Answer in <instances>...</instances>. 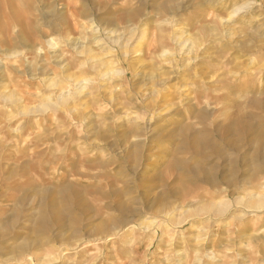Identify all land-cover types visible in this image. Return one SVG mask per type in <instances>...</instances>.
Returning <instances> with one entry per match:
<instances>
[{"label":"rangeland","instance_id":"obj_1","mask_svg":"<svg viewBox=\"0 0 264 264\" xmlns=\"http://www.w3.org/2000/svg\"><path fill=\"white\" fill-rule=\"evenodd\" d=\"M248 3L250 15L226 39L215 20ZM263 24L264 0H0V264H264V211L238 219L247 213L240 202L264 195V166L255 164L264 158V141L236 134L229 146L212 125L244 119L264 133V113L253 105L264 102V79L240 68L250 49L259 51L250 36L264 39ZM104 29L144 36L135 44L142 56L123 62L121 51L95 40L106 38ZM217 33L222 42L214 45ZM171 35L189 39L193 54L179 52ZM76 42L91 49L89 56ZM164 51L172 62L160 57ZM256 52L259 68L264 51ZM202 55L215 64L192 61ZM102 61L127 71L105 83L107 92L91 69ZM238 68L242 77L232 83ZM66 75L89 81L69 101L74 121L48 106L59 98L52 81L67 86ZM161 79L166 91L145 101L142 94ZM166 99L183 122L165 115L155 132L137 134L146 147H136L126 132L137 133V125L126 128L118 118L136 111L145 126L149 104ZM204 103L212 122L203 118ZM40 107L44 113L25 115ZM199 134L202 145L193 140ZM178 162L186 170L170 167ZM223 203L231 205L223 216L200 210ZM173 211L171 220L164 216Z\"/></svg>","mask_w":264,"mask_h":264},{"label":"bare ground","instance_id":"obj_2","mask_svg":"<svg viewBox=\"0 0 264 264\" xmlns=\"http://www.w3.org/2000/svg\"><path fill=\"white\" fill-rule=\"evenodd\" d=\"M211 2H214V0H209ZM220 5V4H219ZM251 3H248V4H245V5H242L240 7H236L232 12H230V15L227 17V18H221L219 19L218 21L215 20L216 17H215V21L218 23V26L219 28L221 27V29L223 30L224 34L226 35V39L230 38V37H233V36H236V29L235 27L237 28V24H239L240 22H243L245 17L248 15H250L251 13V10L253 9L251 7ZM213 7V6H212ZM219 7V6H218ZM246 20V19H245ZM93 21V20H92ZM236 22V23H235ZM235 23V24H233ZM264 25V24H263ZM219 28H216L214 30V32H217L219 31ZM242 29V28H241ZM240 29V30H241ZM244 29V28H243ZM246 30V29H245ZM99 32V30H97V32H95L96 34ZM104 33H106V38L105 39H101L97 40L98 42H105L104 45H107L108 47H110L112 49L111 46H113L114 48H117L118 51H121L122 52V56L121 58L123 59V62H126L128 61V59L130 58V56L132 54H135L136 57H141L142 56V50L140 49V47L138 45H135L137 42H139L141 40V38H143L144 36H140V34H131V37L126 39L125 36L121 35V34H117L118 33V30H109V29H104ZM221 34V33H220ZM133 38V39H132ZM214 40H213V43L214 45L216 44L217 41L219 42H222V38L218 36V33L217 35L214 36ZM168 40L172 41V43L179 49V52H184L185 53H188V55H190L192 53V51L195 49L194 48V45L193 44H190L189 46V43H190V40L189 39H184L182 37H177V35H171L168 37ZM250 40H252L254 42V46H257L259 51H264V39L263 38H255L253 35L250 36ZM124 41L125 44H122L121 42ZM49 46L53 49L55 48L56 45H54L53 41H49L48 42ZM47 44V45H48ZM135 45V46H133ZM48 46V47H49ZM75 46V49L78 48L79 50L81 49V47H83L80 51H79V54L81 56H86L88 54H90L89 52H91L90 50L91 49H87V47L85 46H82V44L80 43H75L74 44ZM202 46L201 44H199V47ZM205 46V45H203ZM157 44H152L149 49H148V54L151 56H153L155 54V50H157ZM190 48V49H189ZM105 49V48H104ZM202 49V48H200ZM255 50H257L256 47H254V49H250L249 50V54L250 56L252 57H248V59L244 62V64L242 63V67L240 68H243L246 70V74L249 73L251 74V76H256V74L258 75L256 78H259V79H264V64L262 67H254V64L258 61L256 58H254V53L256 52ZM257 51L256 54L259 52ZM242 53H245V51L241 50ZM56 53V52H55ZM193 54V53H192ZM112 55V53L110 54ZM110 55H107L109 56L110 58H112ZM89 56V55H88ZM91 56H93L91 54ZM133 56V55H132ZM204 56V57H203ZM164 61H169V62H172V58H173V55L168 52V51H164L161 56H160ZM97 57H89L90 61L92 60V62L96 61ZM202 58L203 61L205 60H208L209 64H211L213 66V64H215V61L213 62V58L212 57H207L206 55H202L201 57L199 58H194L192 59V61L196 62L198 59ZM88 59V58H87ZM86 59V60H87ZM88 59V60H89ZM201 59V60H202ZM263 59V58H262ZM87 62H90L88 61ZM113 60V59H112ZM220 60V59H219ZM257 60V61H256ZM105 63V64H104ZM100 62V64L98 63L97 65V62H96V65H93L91 64V69H93L96 73V76L98 78V82L100 84V89H106L107 86L109 85H105V83L107 82V84H110L114 78H122V79H125L126 76H127V71H125V69H123L121 66H108L107 67V63L106 62ZM113 63V62H112ZM115 63V62H114ZM113 63V64H114ZM61 64V63H59ZM104 64V65H103ZM258 64H260L258 62ZM257 64V66H258ZM101 65V66H99ZM189 64L183 66V68H187ZM200 64H198L199 66ZM202 65V63H201ZM208 65V64H207ZM205 66V65H204ZM2 67V66H1ZM206 67V66H205ZM216 67V66H215ZM207 68V67H206ZM240 68H238V70L236 69L233 73H232V79H231V82L234 83L235 81H237L240 77H242V72H240ZM255 68H257L255 70ZM137 69V68H136ZM203 69V68H202ZM242 69V70H243ZM209 70V68H208ZM185 71V69H184ZM203 71V70H202ZM257 71V72H256ZM136 72V70H135ZM137 73V72H136ZM139 74V73H138ZM169 74L171 75H177V73H174L173 74L170 72ZM203 76H199L201 77H204V73H202ZM201 74V75H202ZM140 75H143V74H140ZM208 75V74H207ZM206 73H205V77L207 76ZM147 77V76H146ZM154 78V77H153ZM253 78V77H252ZM145 79V78H144ZM143 79V81H144ZM147 79V78H146ZM159 79V78H158ZM205 79V78H204ZM210 79V78H209ZM65 82L67 83V86H64L61 81H52V84H51V87L55 90H58V93H59V98H58V103L56 105H48L49 107L51 108H54L56 110H58L59 113H61V115H69L71 118H73V121L76 120L74 119L75 115H77V108L75 106H72L71 107V104H69V101L72 99L73 96H80V94H82L84 91H86V87L83 86V84H87L89 81H82L80 79H78L77 77L75 76H68L66 75L65 76ZM163 82L161 83H158L157 87L154 91H145L142 96L145 97L144 100L145 101H149V100H154L156 98H158L160 96L161 93H164L166 90H163L164 87H166V83H167V80H163L161 79ZM160 80V81H161ZM207 80V79H205ZM249 81V80H248ZM230 82V84H231ZM227 85H228V82H226ZM252 83V82H251ZM50 84V83H49ZM222 84V83H221ZM147 85V84H146ZM246 85V83H245ZM250 85V84H249ZM115 86V85H114ZM218 86V85H217ZM251 86V85H250ZM146 87V86H145ZM215 87V86H214ZM221 87V86H219ZM249 87V86H248ZM74 89V92H72V89ZM112 88V87H111ZM213 88V86H212ZM231 88V87H230ZM138 89V88H137ZM147 89V88H146ZM110 89L107 88L105 91H109ZM114 90V89H113ZM255 90V88H254ZM257 90V89H256ZM112 91V90H111ZM116 91V89H115ZM259 91V90H258ZM106 92H103V93H106ZM117 92V91H116ZM114 94V93H113ZM13 95V94H12ZM115 95V94H114ZM232 95V94H230ZM184 96V95H182ZM186 96V95H185ZM184 96V97H185ZM188 97V95H187ZM227 97V96H226ZM230 97V96H229ZM114 98H116V95L114 96ZM118 98V97H117ZM22 99V98H21ZM182 99V98H180ZM223 99V98H222ZM194 100V104L198 105L200 103V98H198V95H196V97L193 99ZM110 102H112V99H109ZM167 101H169L168 99H166L165 101L162 102V105H154L153 108L150 107V104H149V108L151 109V112H152V115L150 118H147L148 119V122H147V125L143 126V122L144 120H142L141 118V115H138V113H135L133 112V114H125V115H122L121 117L118 118V121L124 123V127H130L134 124L137 125V133L136 132H133V133H130L129 131L126 132V135L128 136V139L134 137L135 141H136V147H140V148H144L146 147V145L144 144V139L142 138L141 135H137V134H140L142 132H145L146 131V134L147 135L148 133H153L155 132L158 128H159V125L164 121L165 119V115H168V114H172V113H175V116L178 117V120L179 122H183L184 120V116L180 114V112L178 111H173L171 108L172 104H169ZM182 105V104H181ZM205 106V110L203 111L202 115H203V118L207 121V122H210L211 121V118L212 116L214 115V113L210 112V109H209V106L207 103H204ZM253 105L255 106V108L257 110H260L264 113V102H261V101H258L256 100ZM45 106V105H44ZM159 106V107H158ZM183 106V105H182ZM187 107V106H186ZM197 107V106H196ZM50 108V109H51ZM142 109V107H141ZM170 109L171 112H168L166 110ZM49 110V109H48ZM47 110V112H48ZM166 111V112H165ZM45 111L43 109H41V107L39 109H35L33 111H29V112H26L25 115L27 114H35V113H44ZM163 112H165L164 114H162ZM243 112V111H242ZM167 113V114H166ZM20 114H23L22 112ZM23 114V115H24ZM242 116V114H241ZM145 119V117H144ZM253 119V118H252ZM212 122V121H211ZM244 122V119H240V120H233V118L230 119V123L227 127H221L219 125H215V121L212 122V125H214V132L216 133V135H219L221 137V140L222 142H226L228 143V145L230 146V140H231V137L233 135H241L243 137L244 140H246L247 142L249 143H253L255 141H258L260 144L261 142L264 141V133L263 131H260V129L256 128L254 125H252L249 121L248 123L246 122V124L243 123ZM162 126V125H161ZM189 130V129H188ZM187 130V131H188ZM190 130L192 131V128H190ZM186 130H183V132L181 133H186L187 132ZM135 134V136H134ZM55 140V139H54ZM193 140H194V143L195 144H203L204 141H205V138L204 136H202L201 134L199 135H194L193 137ZM55 141H53L54 143ZM61 142V141H60ZM126 142V141H125ZM199 146V145H198ZM221 152V151H220ZM216 153V152H215ZM221 158V157H220ZM244 158V157H243ZM243 160V159H242ZM71 164V163H70ZM255 164L257 165L258 169H262V166H264V158L259 161H255ZM170 167L173 169V170H179V171H184L186 170V167L184 165L183 162H178L174 165H170ZM264 173V171L261 172V174ZM204 174V170L201 168V169H198L197 170V173H194L195 176H200ZM258 176V175H257ZM255 177L252 176L251 179L248 180V182L252 183L251 180ZM208 181L210 183V185H213V186H216L217 184L216 183H213V180L211 177L208 178ZM224 181H226V179H224ZM237 181V180H236ZM238 183L240 181H237ZM228 183V182H227ZM235 183V182H234ZM234 183L232 181V183L230 182V186H234ZM236 187V185L234 186ZM49 196H51V193L47 194L46 195V198H49ZM43 203H41V207L44 206V201H42ZM46 204V203H45ZM239 205H242L243 208L246 210L247 213H243V215L241 217H239L238 219H241L243 220L244 217H247L248 214H251V213H260V212H263L264 211V195H260V196H257V198L255 199H252L250 201H243V202H240ZM230 208H231V205L229 203H223V204H220V205H215V206H203L201 207V212L202 211H211L213 213H216L217 216H223V215H226L229 211H230ZM196 212V211H195ZM174 213L173 212H169V213H164V216H166L167 218L169 217V219L172 217V214ZM200 212H198L199 214ZM175 219V217H174ZM165 220V219H164ZM171 220V219H170ZM167 222V221H166ZM157 222H154L151 226H154L156 225ZM172 224L173 226H181L183 224L182 221H177V220H172ZM168 226V225H167ZM148 228V226H147ZM149 229V228H148ZM152 229V228H150ZM117 235V233L115 234ZM112 239V238H111ZM96 245V244H95ZM29 260H32V258L30 257Z\"/></svg>","mask_w":264,"mask_h":264}]
</instances>
